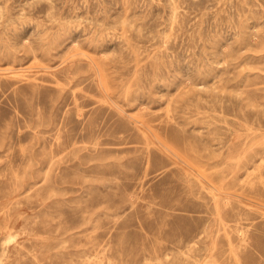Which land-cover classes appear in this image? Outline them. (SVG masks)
<instances>
[{
	"label": "rangeland",
	"instance_id": "rangeland-1",
	"mask_svg": "<svg viewBox=\"0 0 264 264\" xmlns=\"http://www.w3.org/2000/svg\"><path fill=\"white\" fill-rule=\"evenodd\" d=\"M0 264H264V0H0Z\"/></svg>",
	"mask_w": 264,
	"mask_h": 264
},
{
	"label": "bare ground",
	"instance_id": "bare-ground-1",
	"mask_svg": "<svg viewBox=\"0 0 264 264\" xmlns=\"http://www.w3.org/2000/svg\"><path fill=\"white\" fill-rule=\"evenodd\" d=\"M15 42V41H14ZM15 59V58H14ZM18 59V58H17ZM89 59V58H88ZM93 64V63H92ZM21 70V69H20ZM98 74V73H97ZM99 80V79H98ZM101 84V83H100ZM231 93V92H230ZM115 106V105H114ZM117 107V106H116ZM80 115H81V113H80ZM140 126V125H139ZM143 126V125H142ZM146 126V125H145ZM149 129V128H148ZM152 132V131H151ZM150 132V133H151ZM151 136V135H150ZM165 147V146H164ZM171 148V147H170ZM164 149V148H163ZM168 149V148H167ZM170 152H172L171 150H170ZM173 153V152H172ZM178 157V156H177ZM182 160V159H181ZM10 163V162H9ZM191 166V165H190ZM198 176V175H197ZM201 179V178H200ZM210 191V190H209ZM219 215V214H218ZM240 235V234H239Z\"/></svg>",
	"mask_w": 264,
	"mask_h": 264
}]
</instances>
